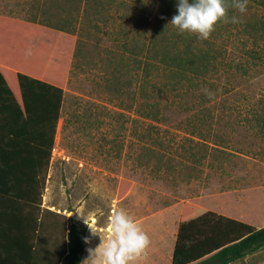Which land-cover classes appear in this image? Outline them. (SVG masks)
Segmentation results:
<instances>
[{
	"label": "rangeland",
	"instance_id": "rangeland-1",
	"mask_svg": "<svg viewBox=\"0 0 264 264\" xmlns=\"http://www.w3.org/2000/svg\"><path fill=\"white\" fill-rule=\"evenodd\" d=\"M158 12L152 0H0V16L72 30L76 40L41 217L43 251L59 249L72 223L90 236L85 218L107 237L112 213L123 209L150 238L136 264H170L183 201L218 204L264 226V133L252 119L264 97V40L223 25L206 40L194 35L216 55L213 69L160 91L162 73L146 51ZM242 15L259 22L264 10ZM121 179L130 186L117 198ZM99 243L96 235L85 247ZM230 264H264V247Z\"/></svg>",
	"mask_w": 264,
	"mask_h": 264
},
{
	"label": "trees",
	"instance_id": "trees-1",
	"mask_svg": "<svg viewBox=\"0 0 264 264\" xmlns=\"http://www.w3.org/2000/svg\"><path fill=\"white\" fill-rule=\"evenodd\" d=\"M152 1L165 18L158 16L146 48L162 73L160 91L197 83L213 69L216 55L195 45L196 34L180 33L168 24L176 13V0ZM225 3L229 22L216 26L239 27L254 43L264 40V18L258 22L245 15V20L230 6L231 0ZM252 7L264 10V0H248L246 11ZM233 16L240 22H230ZM71 32L0 16V264H81L83 258L86 228L81 224L67 226L62 245L53 254L42 250L41 194L33 206L35 202L27 198L29 162L13 157L32 146L37 155L42 154L41 175L50 163L75 50ZM255 103L260 111L252 119L264 133V97ZM30 139L35 143L29 144ZM40 177L43 185L45 176ZM20 185L24 188L18 189ZM129 186V180L121 179L117 198H122ZM263 247L264 226L255 227L183 202L171 264H230Z\"/></svg>",
	"mask_w": 264,
	"mask_h": 264
},
{
	"label": "clouds",
	"instance_id": "clouds-1",
	"mask_svg": "<svg viewBox=\"0 0 264 264\" xmlns=\"http://www.w3.org/2000/svg\"><path fill=\"white\" fill-rule=\"evenodd\" d=\"M248 0H231L230 6L244 14ZM176 13L168 22L180 33L196 34L201 40H206L218 22H229L225 0H176ZM230 22L238 23L235 16ZM210 98L212 93L203 90ZM90 230V236L82 237L87 245L91 237L99 235L100 243L95 248L88 247L87 264H136L150 245V238L141 225L123 209L112 213L107 225V237L90 220H84Z\"/></svg>",
	"mask_w": 264,
	"mask_h": 264
},
{
	"label": "crops",
	"instance_id": "crops-1",
	"mask_svg": "<svg viewBox=\"0 0 264 264\" xmlns=\"http://www.w3.org/2000/svg\"><path fill=\"white\" fill-rule=\"evenodd\" d=\"M64 91H65V88H64ZM62 105H63V103H62ZM61 109H62V107H61ZM60 114H61V111H60ZM57 128H58V126H57ZM57 128H56V132H55V136H54L50 163L47 166V168H45L43 170V174H42L43 176H45L43 185H41L40 179L38 181V177L39 176L42 177V175H41V173H42V171H41V166H42V161H41L42 154H41V152H38V155H37V153L35 152V149L32 146L31 147L27 146V148L24 151L21 152L22 153L21 155H20V153H17V152H15L16 154L15 153L13 154V157H20L21 156L22 160L24 158V161H28L29 162L27 164V165H29V166H27V168L30 169L29 174H30L31 178L29 180H27V198L30 200V202H35V203H33V206H35L36 200L38 198V195L41 194V209H40V218H39L40 222H41V217H42V215L44 213V209L47 210L49 208V204H48V197H49V193H48L49 190L48 189H49V186H50L49 176H50V173H51V165H52V161H53V151H54V148L56 147ZM10 141H15V140L11 139ZM33 142H34V140L30 139L28 143L32 144ZM31 160H33V162H31ZM76 175L78 176V172H76ZM23 188H24V186L20 185V187L18 189H23ZM183 202H189V201H183ZM183 202L181 203V205H180V207H179V209L177 211V215L175 216L176 220L173 219L175 221V223H176V228H175V231L173 232L174 233L173 234L174 242H175V237H176V233H177V229H178V225H179L181 207H182ZM189 203H192V204H195V205H198V206H201V207L205 208L204 206H202L200 204H196L194 202H189ZM218 208L221 209V207L218 204H210V206L206 207L205 209L211 210V211H213L214 213H216L218 215H224V216H227V217L239 220V221H243L240 218H238L237 216H235V214H237V212L235 210H231V211L224 210V209L219 210ZM243 222H245V221H243ZM246 223H248V222H246ZM66 228H67V226H66ZM85 250H86V247H85ZM85 250H84V255L86 254ZM172 252H173V250H172ZM84 255H83V258H84ZM164 256L166 258L167 255H164ZM83 258H82V260H83ZM159 258H161V257H159ZM170 258H172V255H171ZM154 259L156 260V258H154ZM154 259L151 258V261L152 260L154 261ZM55 260L56 259H54L52 261H55ZM81 263H82V261H81ZM60 264H61V262H60ZM168 264H169V262H168ZM170 264H171V259H170Z\"/></svg>",
	"mask_w": 264,
	"mask_h": 264
}]
</instances>
